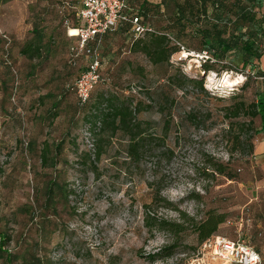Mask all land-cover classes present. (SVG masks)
I'll return each instance as SVG.
<instances>
[{"label":"rangeland","instance_id":"374dc122","mask_svg":"<svg viewBox=\"0 0 264 264\" xmlns=\"http://www.w3.org/2000/svg\"><path fill=\"white\" fill-rule=\"evenodd\" d=\"M65 1L71 3L0 0V234L10 254L9 260L0 255V264H186L200 244L190 228L172 235L144 224L146 216L178 220L176 210L154 201L156 192L194 220L207 209L224 213L214 234L253 246L264 264V190L252 189L264 181V133L252 134L242 113L229 115L233 104L246 105L264 92V82L253 78L264 71V54L247 69L238 50H230L201 72L188 56L152 64L129 48L130 32L109 31L98 43L106 81L80 106L64 88L84 64L81 57L74 65L67 62L63 19L73 16L63 10ZM140 1L126 0L133 10ZM148 1L157 6H147L143 22L163 28L173 13L171 0ZM32 27L49 40L45 61L17 54ZM180 41L199 47L196 38ZM246 70L254 75L244 79ZM210 75L215 82L208 81ZM224 75L243 80L217 84ZM100 94L138 105L134 117L144 140L137 158L126 156L128 136L121 129L84 130ZM258 124L256 116L252 127ZM43 140L60 143L58 155L51 152L45 165L38 156ZM209 159L232 176L212 171ZM51 179L67 188L66 196L53 189L45 199ZM170 243V256L148 260L147 254Z\"/></svg>","mask_w":264,"mask_h":264},{"label":"trees","instance_id":"16d2710c","mask_svg":"<svg viewBox=\"0 0 264 264\" xmlns=\"http://www.w3.org/2000/svg\"><path fill=\"white\" fill-rule=\"evenodd\" d=\"M124 3L129 8L128 14H135L138 17V24L150 30H143L139 34L134 35L133 25L129 21H119L113 29L95 35L92 39L87 41L86 46L89 49H94L97 53V72L99 78L94 87L98 83L106 81L101 75V59L98 43L104 34L113 30L125 29L130 32L132 38L129 48L133 51L141 52L152 64L167 62L169 56L176 62H180L181 58H178V51H180V49L194 52L205 50L213 60L202 61L199 67L201 72L209 70L211 64L223 60L225 54L230 50H238L241 57L240 65L241 67L247 66V69L251 67L252 61L257 62L262 54H264V0H171L173 13L167 17L166 23L161 29H155L142 20L143 16L147 14V6L154 7L157 5L150 4L148 0H141L138 9L133 10L126 0H124ZM62 4L63 10L69 9L68 11L71 13L70 16H73V19L68 16L64 17L63 27L65 28L64 21H67V24L70 25L75 23V16L79 5L77 0H71L70 4L69 1H65ZM66 15H68V13ZM30 33L31 36L24 38L17 47V54L27 60L34 59L38 60V62L45 61L51 52L49 40L44 39L43 33L36 27H32ZM64 35L68 39L69 47L71 41L75 40V37L68 36L65 29ZM187 36L196 38L199 47L191 49L185 46L180 39ZM5 40L6 43L9 41L8 39ZM68 47L67 62L70 65H74L76 59L81 57L84 62L83 68H86L89 62V54L80 52L73 57L69 55ZM4 54L6 57L7 52ZM2 60H4L3 64H10L9 61H5V59ZM9 69H11L10 66ZM10 71L12 72L13 69ZM257 72L258 74L253 77L254 79H259L258 77L264 73V71ZM76 75L64 85V88L72 93V84ZM252 75H254L253 71L246 70L244 79L246 76ZM189 80L192 81L191 79ZM259 80L264 82L262 79ZM198 84L201 86L200 80ZM93 88L85 102L80 103L75 98L78 105L83 106L88 103ZM129 88H133L132 85H130ZM94 101L93 106L90 108L89 115L85 116L86 125L84 130H86L88 134H91L101 130L105 126L112 131L121 129L128 136L125 149L126 156L132 159L137 158L140 152V145L144 140V136L139 129L140 122L134 117L138 105L135 103L131 106L127 99L120 100L112 94L108 96L100 94ZM56 107L57 102L53 101L50 107L52 111L50 115L51 118L56 116ZM240 113L248 118L243 122V125L248 127L252 134L255 135L259 132L264 133V92L258 93L255 99L246 105L238 101L229 109V115L231 117H236L240 115ZM256 116L259 119V124L256 128H253L252 119ZM59 147L60 143L58 142H56L54 146H51L47 141L43 140L38 154L40 163L43 165L47 164L48 160H50L49 158H51V152H53V156L58 155ZM50 148H52V150H50ZM92 151L93 155L97 157L98 152L94 150V148H92ZM207 162L212 171L228 178L232 176L225 171V166L221 162L212 159H209ZM53 189L58 191L59 195L66 196L64 191H66L67 188L63 184L61 185L57 181L51 179L45 185L46 200L50 197ZM153 198L154 201L157 199L160 200L161 206L176 210L178 213V220L169 221L162 218L157 220L146 216L144 224L149 231L150 226L156 225L159 229L166 230L172 235H177L184 229L190 228L195 234L197 242L201 243L203 240L213 235L218 226L225 220V214L217 212L214 209H207L203 217L194 220L192 216H187L183 211L177 209L170 201L159 196L158 192L154 194ZM6 242V235L1 233L0 255H2L5 260H9L10 254L4 248ZM174 246V243L163 245L158 251L147 254V258L153 261L156 258L168 257L171 255Z\"/></svg>","mask_w":264,"mask_h":264},{"label":"built area","instance_id":"2783aa9c","mask_svg":"<svg viewBox=\"0 0 264 264\" xmlns=\"http://www.w3.org/2000/svg\"><path fill=\"white\" fill-rule=\"evenodd\" d=\"M79 8L76 13L75 23L70 25L64 21L65 32L68 36H74L68 47L69 55L75 57L80 52L89 54V62L86 68L78 72L74 78L72 89L78 102H85L91 89L97 83V53L86 46L88 40L95 35L102 34L113 29L119 21H129L133 25L134 35L143 30H150L138 24L135 14H128V7L124 0H77ZM194 57L195 63L213 59L205 51H186L180 49L178 58ZM264 81V73L258 77ZM252 189L264 190V181L253 183ZM256 198V197H255ZM262 264V257L251 245L241 240H232L220 235H211L203 240L194 255L186 264Z\"/></svg>","mask_w":264,"mask_h":264},{"label":"bare ground","instance_id":"6f19581e","mask_svg":"<svg viewBox=\"0 0 264 264\" xmlns=\"http://www.w3.org/2000/svg\"><path fill=\"white\" fill-rule=\"evenodd\" d=\"M243 78L241 76H235L231 77V75H224L222 79H219L217 84L220 83V85L223 86H235L241 83ZM208 81L211 83L215 82V76L210 75Z\"/></svg>","mask_w":264,"mask_h":264}]
</instances>
